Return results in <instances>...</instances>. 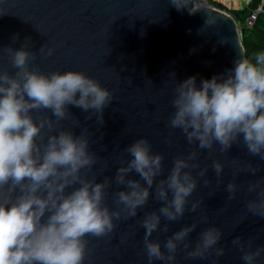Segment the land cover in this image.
Instances as JSON below:
<instances>
[{
  "label": "water",
  "instance_id": "95a60500",
  "mask_svg": "<svg viewBox=\"0 0 264 264\" xmlns=\"http://www.w3.org/2000/svg\"><path fill=\"white\" fill-rule=\"evenodd\" d=\"M178 2L187 8L177 9L172 0H0V72L14 76L18 70L12 66L7 49L20 50L27 45L25 50L36 55L29 70L38 68L45 75L82 72L113 92V102L103 113V124L94 110L84 112L69 106L70 118L60 121L55 132L43 130L45 142L48 135L59 131H72L77 136L87 133L89 150L95 153L97 163L91 171L85 169L82 173L88 179L95 176L97 183L105 178L111 181L105 204L112 211L117 210L116 193L126 190V186L115 182V176L121 161L131 159L125 152L129 145L146 139L152 153L163 156V174L156 177V183L167 178L175 158H187L192 151L198 153L195 162L199 168L185 170L198 179L185 214L176 221L162 217L160 228L167 225L168 231L157 230L150 239L160 242L167 253L163 247L166 240L195 223L186 241L190 243L188 251H192L200 233L216 227L223 233L216 247L223 248L225 254L217 258L213 252L207 259H186L180 245L175 261L153 260L151 264H246L243 252L232 241L240 237L246 245L251 242L252 247L246 251L264 247V218L252 215L246 207L256 195L247 192L248 185L264 181V160L248 153L242 136L240 143L227 152H221L218 143L212 149H200L199 142L190 144L182 129L169 125L175 112L172 101L177 84L196 77L199 88L202 80L226 78L236 62L244 60L243 48L232 18L206 7L193 11L191 0ZM208 17L214 23L202 31ZM31 115L36 123L41 118L55 121L50 110H34ZM214 161L224 165L219 183L212 167ZM248 164L259 169L255 175L243 171ZM205 167L206 175L198 177ZM128 178L140 179L134 172ZM205 180L211 183L206 186ZM233 181L242 187L236 198L229 200L225 189ZM150 191L147 204L137 210L135 217L114 219V232L100 238L85 237L88 255L84 264H149L141 221L147 213H158L163 206L155 199V189ZM7 196L6 189L0 191V200ZM195 201L200 205L192 212L188 209ZM202 216L207 217L206 222ZM255 264H264V253Z\"/></svg>",
  "mask_w": 264,
  "mask_h": 264
},
{
  "label": "clouds",
  "instance_id": "9594fccd",
  "mask_svg": "<svg viewBox=\"0 0 264 264\" xmlns=\"http://www.w3.org/2000/svg\"><path fill=\"white\" fill-rule=\"evenodd\" d=\"M172 3L177 9L187 8L178 0ZM213 23L208 17L202 31ZM26 46L7 49L12 66L18 70L15 75L0 72V191L6 189L8 193L0 200V264H84L88 255L85 237L108 236L116 228L114 219L135 217L137 210L147 204L153 188L155 199L163 206L158 213H147L141 221L149 264L153 260L175 261L180 245L186 259H207L213 252L217 258L223 256L225 250L216 247L223 233L216 227L201 232L192 251H188L190 243L186 241L195 223L166 240L163 247L167 253L160 242L150 239L157 230L168 231L167 225L160 228L162 217L176 221L185 214L188 198L198 184V179L185 170L199 168L195 162L198 153L192 151L187 158H175L167 178L156 183V177L163 174V156L153 154L146 139L129 145L125 152L131 159L121 161L115 176V182L126 186V190L116 193L117 210L112 211L105 204L111 181L105 178L97 183L95 176L88 179L82 173L85 169L91 171L97 163L95 153L89 150L87 133L77 136L72 131H59L48 135L45 142L43 130L55 132L60 121L70 118L69 106L84 112L94 110L103 124V113L113 102V92L82 72L45 75L38 68L29 70L36 55L26 51ZM47 54L50 56L52 50ZM256 59L259 67L238 60L226 78L202 80L199 88L196 77L178 83L170 127L182 129L187 141L199 142L200 149H212L218 143L221 152L240 143L242 136L248 153L264 160V53ZM34 110H50L55 121L41 118L36 123L31 115ZM73 123L78 126L79 122ZM212 167L219 183L224 165L214 161ZM258 170L248 164L243 171L255 175ZM207 171L205 167L197 176L204 177ZM133 172L140 179L128 178ZM210 183L204 181L206 186ZM262 183L248 185L247 192L256 195L246 207L252 215L264 218ZM240 187L234 181L227 184L229 200L236 198ZM69 188L73 190L67 192ZM199 205L200 201L192 202L188 210L195 212ZM201 219L207 221L206 216ZM232 243L243 252L246 264H255L264 253V247L246 251L252 247L251 242L246 245L240 237Z\"/></svg>",
  "mask_w": 264,
  "mask_h": 264
},
{
  "label": "trees",
  "instance_id": "16d2710c",
  "mask_svg": "<svg viewBox=\"0 0 264 264\" xmlns=\"http://www.w3.org/2000/svg\"><path fill=\"white\" fill-rule=\"evenodd\" d=\"M211 4L233 17L235 23L240 27V43L243 48L244 60L259 67L256 58L264 53V0H253L247 8L234 10L214 1H211ZM259 6L262 7V11L258 14L253 27L247 29L244 27L245 19Z\"/></svg>",
  "mask_w": 264,
  "mask_h": 264
},
{
  "label": "built area",
  "instance_id": "2783aa9c",
  "mask_svg": "<svg viewBox=\"0 0 264 264\" xmlns=\"http://www.w3.org/2000/svg\"><path fill=\"white\" fill-rule=\"evenodd\" d=\"M193 5H194V10H197V9H200V8H203V7H206V8H210L214 11H218V12H221L227 16H229L230 18L233 19L232 16H230L227 12H225L224 10H220L216 7H214L212 4H211V0H191ZM253 0H239L240 2V5H241V9H244V8H247L251 3H252ZM262 11V7L259 6L256 10L252 11L251 14L249 15V17H247L244 21V27H246L247 29H250L253 27L256 19H257V16L258 14ZM234 21V19H233ZM235 22V21H234ZM236 24V23H235ZM236 27H237V31H238V34L240 36V27L236 24Z\"/></svg>",
  "mask_w": 264,
  "mask_h": 264
},
{
  "label": "crops",
  "instance_id": "0c3cea01",
  "mask_svg": "<svg viewBox=\"0 0 264 264\" xmlns=\"http://www.w3.org/2000/svg\"><path fill=\"white\" fill-rule=\"evenodd\" d=\"M211 1L222 4L228 9H232V10L241 9L239 0H211Z\"/></svg>",
  "mask_w": 264,
  "mask_h": 264
},
{
  "label": "rangeland",
  "instance_id": "374dc122",
  "mask_svg": "<svg viewBox=\"0 0 264 264\" xmlns=\"http://www.w3.org/2000/svg\"><path fill=\"white\" fill-rule=\"evenodd\" d=\"M239 39H240V36H239Z\"/></svg>",
  "mask_w": 264,
  "mask_h": 264
}]
</instances>
